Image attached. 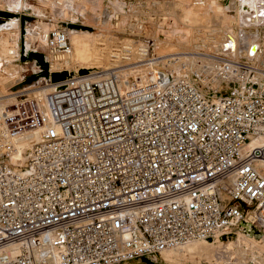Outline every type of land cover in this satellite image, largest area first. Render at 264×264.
<instances>
[{"label": "built area", "instance_id": "2783aa9c", "mask_svg": "<svg viewBox=\"0 0 264 264\" xmlns=\"http://www.w3.org/2000/svg\"><path fill=\"white\" fill-rule=\"evenodd\" d=\"M250 1L241 7L253 22L264 0ZM169 2L130 0L128 24L152 34ZM147 40L140 52L160 66ZM225 45L207 91L198 73L178 78L168 66L123 92L115 71L72 76L50 62L46 112L31 87L12 92L13 117L0 111V264H121L246 227L264 234V143L251 146L264 138V49L253 67L254 47L231 58ZM47 46L72 52L61 28ZM56 72L64 78L52 83ZM217 79L226 94L213 89ZM33 132L40 142L22 167L17 138Z\"/></svg>", "mask_w": 264, "mask_h": 264}, {"label": "rangeland", "instance_id": "374dc122", "mask_svg": "<svg viewBox=\"0 0 264 264\" xmlns=\"http://www.w3.org/2000/svg\"><path fill=\"white\" fill-rule=\"evenodd\" d=\"M57 1L58 2L64 1L67 4L73 6L75 12L77 13V14L76 13L73 14L72 16V18L74 17L73 18L74 20L72 19V21L68 22L66 20L56 19L55 14H57L58 11L54 13L51 8L52 6L50 5L54 6V3H56ZM129 1L130 0H0V2L4 4L3 5L4 10L0 9V17H2L0 20H11L13 18H18L22 22L21 37H20V30H17V31L13 30L10 24L3 26L0 29V33H1L0 40L3 39L2 41H0V47H4V46L15 47L16 45L18 46L17 50L19 53L18 56L14 59L4 58L3 62L5 63L9 72L7 71L8 74L0 73V78H3V80L6 78L5 80H7L11 78L12 74L16 75L15 73H17V75L20 74L19 76H21V80L19 82H16L15 84H13V82H10L9 85L4 87L2 90L3 91L5 90L4 92L5 94H7L8 92L10 93L17 92L22 89L31 87L30 93L38 94V97L41 100L40 102L41 105H47L48 95L51 94L55 90L54 88L56 86L53 87L52 89H48V85L50 84L49 83L50 76H51L50 62L51 64H54L52 63L53 58L50 55L49 49L42 51V49L40 48V44L38 42L33 43L30 48L26 46L25 37L28 32L27 31L28 27H29L30 34H33V35L42 31L43 27H45L46 25L55 24L57 25V27H55L54 29L56 28L65 29L68 33L70 30H73V31H79V32H91L94 34H104L106 36H109L107 37L108 39L101 38L99 39V42L97 41L95 42L96 46L99 47L98 49L102 51V52H99L100 55L102 54L105 55V57H102V59L96 60L98 61L96 67L105 68L107 66L108 69H106L107 67L105 69L108 71L111 68L116 67L112 61L113 60L112 57H115L114 54H116L122 49L121 47H123L124 45L123 42L126 39H130L132 40V42L134 41L136 46H139L140 45L139 42H144L146 44L148 42L147 38H152L155 40V43H156V40L161 42V44L163 45L161 47L162 52H165V51L168 53L172 52L174 55L180 56L181 54H180L179 49L181 46H179L178 41L180 40V35L182 33H186L185 37L190 38L189 41L187 40L188 43L184 45L186 50L188 51L194 50L196 44L198 43L201 44V41H206L205 43L206 45L204 44L205 47H208L211 49L210 46L212 45L213 47V44H215L214 42L217 41V44L222 43L223 41L222 36L224 32L234 31L236 34V32L241 31L240 26H238L239 24L237 23L236 20L238 18L237 16H239V13L245 11V10L244 11L241 10L239 8V5H237V3L234 6V1L231 2L232 5L230 7H227V5H229V2L228 1L223 2L221 0H171V2H169V4L167 5L165 9L166 12L164 15V20L158 21V20H161L160 18H158L157 21L150 20L151 25L150 23L148 24L147 32H151L152 34H149V35L147 34L145 37V36H142V33L140 32L139 34L137 33V31L139 30L136 31V29H138V28H134L136 26L128 24V23H131V21H133L132 19L133 17H130L129 16L130 13H128ZM19 3L23 4V9L19 10L20 12L16 10V6ZM195 5L198 8H195ZM247 6L249 7V3L247 4ZM190 7H191V10L193 11L190 10ZM30 8L35 9L37 13L36 12L33 13L32 11H30L29 10ZM182 8H185V9L182 10ZM231 8H234L236 13H231L230 11H228ZM188 10L191 11V13L189 14L190 16L186 15V12H188ZM195 13L201 14L199 21L194 17L196 16ZM3 14H7L8 17L4 16ZM185 15L187 16L186 18L184 17ZM149 18H152V17L149 16ZM93 19H97V20L90 24V22L93 21ZM171 23H174V24L171 25ZM128 26H129V29H128ZM159 26H162L163 28ZM252 28L256 29L257 31L259 30L260 33L264 36V26L260 27V29H258V27H252ZM133 30H135L134 34L132 33ZM252 31L253 29L247 30V32L251 34H252ZM257 31L253 33H256ZM13 33L18 36L16 35H15L16 37L13 36L12 35ZM136 34L138 36H136ZM112 38H115V39H112ZM171 38H173V40H169ZM208 38H211V40H209L207 43ZM109 41L110 43L107 45L106 43H108ZM8 43L10 45L12 44V46H10ZM245 46H247V44H245ZM104 48L110 49V53L108 55L103 53ZM261 48L262 50L264 49L263 47ZM48 53L50 55L51 61L47 57ZM112 53L114 56L112 55ZM37 55H40L41 57L38 58ZM152 55L153 56L151 58H154L155 55L158 56L157 50ZM155 60L162 62V63L164 62V63L160 64V66H158L159 64L154 65L155 64L154 59H150V61L152 62L150 67L143 68V69H146V72H150L151 69H153V71L156 72L157 69L164 67V66H168L169 69L173 71V73L175 72L176 65H177L176 62L174 63L173 61H166V60L163 61L162 59L160 61L158 58H156ZM181 60L183 62L184 61L187 62V59L185 58L184 59L182 58ZM27 61L29 62V64L25 66V62ZM41 61L44 63V65H42ZM96 61L94 63H96ZM133 61L135 62V60ZM129 62L130 61L123 62L122 65L129 64ZM196 62H197V59L192 57L190 60L189 66H188V70H181L178 76L179 77H186V76L193 77L194 73L198 71L199 69V71L195 73V74L198 73L197 77H198L199 86L205 91H207L208 90L207 87H209L208 86L209 83L207 80L206 81L207 86L205 87L204 81H205L206 76L208 77L209 72L204 73L202 69L198 68L197 66H196L197 70H195L193 64ZM3 66L4 64L0 63V68H2ZM78 68L80 67L78 66L75 67L77 71H78ZM55 69H53L52 71H54ZM75 69H70L72 76L75 74V72H77L75 71ZM261 69H264V68L261 67ZM67 70L69 71V69ZM79 70H81V72H92V73L104 71L103 69L101 70L99 69H91V70L79 69ZM55 71H57V69ZM68 71H66V73H68ZM64 73L65 72H62V73L56 72V73H53L52 75L53 76L54 74L59 75V77L62 79L64 78L63 77ZM151 77H154V75ZM148 79H149V75H148ZM218 80L219 79L215 81H218ZM52 83H56V81L52 79ZM227 88H228L227 85H222V84L219 87H213V89H215L216 91H219L221 89L222 94H226L228 90ZM12 94H15V93H12ZM220 94L221 93H218L217 95L219 96ZM33 134L34 136H32ZM33 134H30L31 136L29 135L30 141H34L33 144L34 143L37 144V142L39 143L40 140H38L39 139L38 132L37 133L33 132ZM25 151H23L21 154L23 156H26L25 161H23L22 163V167H24V165L26 164V160L29 157L28 155H30L29 154L30 150L29 152H25ZM245 230L252 231L253 234L256 236L261 235V234L255 233L252 229L246 228ZM245 230H243V232ZM238 231L240 230H237L234 235L229 236V237H219L218 236V237L210 238L207 240H200L202 241L201 243H203L204 245L201 246L199 253L194 256H187V257L173 258L171 260H166L163 258V255L161 253V255H158L150 259H141V260L137 259V260L121 263V264H226V263L235 264L237 260L233 261V256H232L233 254L231 252L229 253L228 249H229V244L232 243L234 246L238 244L239 234H240L239 233L237 236ZM250 264H264V257L258 254V256H256L254 259L251 260Z\"/></svg>", "mask_w": 264, "mask_h": 264}, {"label": "bare ground", "instance_id": "6f19581e", "mask_svg": "<svg viewBox=\"0 0 264 264\" xmlns=\"http://www.w3.org/2000/svg\"><path fill=\"white\" fill-rule=\"evenodd\" d=\"M57 2L54 3V6L50 5V6H52L51 8H52V11L54 13H56V11H58L57 14H55L56 19L57 20H66L68 22L72 21V19L74 18V17L72 18V16H73V14L76 13L74 8H73V6L67 4L64 1L63 2H58V4H57ZM248 3H249V8H253L254 3H253V1H250V0H240L239 8L242 10L241 6H245ZM3 5L4 4L0 2V9L1 10H4L3 9ZM235 5H236V2L234 1V6ZM185 8H182V10L185 9ZM195 8H198V7L195 5ZM21 9H23V4L19 3L16 6V10L19 11ZM29 10L32 11L33 13H35V12L37 13V11L35 9L30 8ZM190 10H191V7H190ZM190 10H188V12H186V15H189L191 13V11H193V10H191V11ZM79 14H81V13H79ZM186 15L184 16L185 18L187 17ZM251 16L252 15H248V13H246L245 11L239 13V16H237L238 18L236 17L237 18L236 21L239 24L238 26H240L241 31L236 32V34H235L234 31L233 32L232 31L224 32V34L222 36V40H223L222 43H218L217 44V41L214 42L215 44H213V47H212V45L211 46L209 45L211 47V49L208 48V47H205L206 41H201V39H200L201 44H199V43L196 44L195 49L193 48L194 50H192V51L186 50L184 45L186 43H188L190 38L185 37L186 33H182L180 35V40L178 41L179 42V46H181L180 47L181 50L179 49L181 55L179 54L180 56H177V55H174L172 52L171 53L170 52L168 53L166 51L162 52L161 51V47L163 45L161 44L160 41L156 40V43H155L156 44V48H155V50H157V54H158L157 58L159 60L162 59L163 61H165V60L166 61L179 60V62L176 65V70L174 72L178 78H184V77H179L178 76L179 72L181 70H187L188 69V66H189V63H190V60H191L192 57L197 59V62L193 64L195 70H197V68H196V66H197L198 68L202 69V71L207 72V73L209 72L210 74H213V71L217 70V68L215 69V66L217 64L216 61L218 60L216 58V56L220 55L222 47L225 44H229L231 46H234L233 48H230V49L226 50L227 51L226 54L228 56H230L231 58L240 57L241 53H244L245 51H247L251 47H254L255 50H257L260 47L264 48V44H263L264 43L263 42L264 41V36L260 33L259 30L256 33H252V34L247 32V29L250 28V27H258V29H260V27L264 26V11H262V13H260L261 17H259L258 15H255L254 16L255 18L253 17L254 18L253 22H251L250 18L248 19V17H251ZM194 17L199 21V18L201 17V14H196V16H194ZM96 20L97 19H93V21H91L90 24L92 22H95ZM9 24L11 25V28L13 30H16V31L20 30V20L18 18H13L11 20H6V21L0 23V29L3 26L9 25ZM173 24L174 23H171V25H173ZM232 26H233V24H232ZM55 27H57V25H55V24L46 25L45 27H43L42 31H40V32H38V33H36L34 35L30 34L29 27H28L27 28L28 32H27V35L25 37L26 46L28 48H30L33 43L38 42L40 44V48L42 49V51L47 50L48 49V46H47L48 34ZM159 27H162V26H159ZM134 28H136V27H134ZM137 30H139V31H137ZM136 31L139 34L140 29L138 28V29H136ZM244 31L247 32V33H245ZM68 34H69V38H70L71 45H72V52L70 54H68V55L59 54V55H55L54 56V55L50 54L51 57L53 58L52 63H54V64H52L51 70L56 68L57 70L58 69L59 70L69 69V71H71L70 69H75L76 66L80 67V68H78V70L79 69H84V70H91V69H99V70H101V69H103L104 71L96 72V73H92L91 74V76L94 75L95 77H98V78L106 76L109 73L115 71V72L118 73L119 85H120V88H121V90L123 92H127L130 89V87H131V85L133 84L134 81H136V85L137 86H141V85L145 86V85H148V84L152 83L155 80L157 72L153 71V69H151L150 72H146V69H143V68L150 67V65L152 64V62L150 61V58L147 57L148 54L147 53L141 54L142 52H140V51H146V50H143V49L140 50V47L147 48V45H145L144 42H139L140 45L136 46L134 41L132 42V40L126 39L123 42L124 45L122 44L123 45V47H121L122 49L119 52H117L116 54H114L115 57H112V59H113L112 61H113L114 65L116 67L115 68H111L110 70L107 71L106 70V69H108L107 66H106L107 68L105 67L106 69L104 67L103 68H97L96 67L97 66V62H98L96 60L102 59V57H105V55H103V54L100 55L99 52H102V51L98 49L99 47L96 46L95 42L96 41L99 42V39L107 38L109 36H106L104 34H94V33H91V32H79V31H73V30H70ZM12 35L15 36L16 34L13 33ZM0 36H1V33H0ZM16 36H18V35H16ZM189 37H190V35H189ZM12 39H14V38H12ZM112 39H115V38H112ZM2 40H0V41H2ZM104 40H106V39H104ZM169 40H173V38H171ZM209 40H211V38L207 39V43H208ZM106 41H108V40H106ZM198 42H199V40H198ZM109 43H110V41L108 43H106V44L108 45ZM8 44H6V45H8ZM245 44H247V46H245ZM10 46H12V44ZM17 47L18 46H16V45H15V47H13V46L12 47H7V46L0 47V58H1L0 59V63L4 64V66L2 68H0V73H7L8 69H7L6 65H5V63L3 62V60H4V58H6V59H8V58H13V59L16 58L18 56V54H19L18 50H17ZM105 47H106V45H105ZM187 47H189V46H187ZM192 47H194V46H192ZM166 48H168V47H166ZM189 50H191V49H189ZM103 53L108 55L110 53V49L104 48ZM262 53L264 54V52H261V54ZM50 55H49V53L47 55L49 60H50ZM112 55H113V53H112ZM172 57H175V58H172ZM251 57L252 58H250V59H251V62L253 63V65H251V66H253V67H255L254 64H257V63L258 64L259 63L262 64L263 63L262 60H261L262 58H260L261 56H260V53H259L258 50ZM182 58L183 59L184 58L187 59V62L186 61H184L185 63L180 62V61H182L181 60ZM46 60H47V58H46ZM133 60H135V62ZM255 60H257V61H255ZM95 61H96V63H94ZM127 61H130L129 64L122 65L123 62H127ZM100 65H102V64H100ZM261 67H264V64H262ZM261 67L258 66L259 69H261ZM262 70H264V69H262ZM75 71H77V70L75 69ZM198 71H199V69H198ZM198 71H196V72H198ZM144 72H146V73H144ZM15 74L16 75L12 74L11 78H9L7 80H5L6 79L5 78L4 79L5 81L3 80V78H0V111H1V114L3 112H5L10 117H11V115L13 117V113L15 112L13 106L15 105L17 95L16 94H12L10 92L5 94V92H4L5 90L3 91L2 89L4 87H6L7 85H9L10 82H13V84H15L16 82H19L21 80V76H19L20 74L19 75H17V73H15ZM148 75H149V79H148ZM153 75H154V77H151ZM9 77H10V75H9ZM186 77H189V76H186ZM206 81L207 80L204 81L205 82L204 83L205 87L207 86ZM221 84H222L221 81H219V80L215 81L213 87H219V86H221ZM11 85H12V83H11ZM55 86H56L55 84H49L48 85V89H52ZM30 89L31 88H29L26 91V93H28V92L30 93ZM47 107H48V104L40 106L41 110L45 111V112L47 111ZM31 134H33V133H31ZM29 135L30 134H28L26 137H23V138H21V137L17 138L16 145L18 144V148L20 150V154H22V152L25 151V150H26L25 152H29V150L31 152V150L33 148V145H35V143L33 144L34 141H30ZM32 136H34V134ZM263 143H264V138H258V139H254L252 141L251 146H257V145H261ZM246 228L249 229L250 227H246ZM238 234H239L238 244H236L234 246L231 243V244H229V249H228L229 253L231 252L233 254L232 255L233 256V261L237 260V262L235 264H250L251 260L254 259L256 256H258V254H260V255H262L264 257V234L263 233H261V235L256 236V235L253 234L252 231L245 230L243 232V231L240 230V231L237 232V236H238ZM215 237H218V235H216ZM201 242L202 241H200V240H191V241H188V242H186V243H184V244H182L180 246L168 248V249H166L165 251L162 252L163 258L166 259V260H171L173 258L194 256V255L199 253L201 246L204 245Z\"/></svg>", "mask_w": 264, "mask_h": 264}, {"label": "water", "instance_id": "95a60500", "mask_svg": "<svg viewBox=\"0 0 264 264\" xmlns=\"http://www.w3.org/2000/svg\"><path fill=\"white\" fill-rule=\"evenodd\" d=\"M4 21H6V20H0V23H2V22H4ZM233 47H234V46H231V45H229V44H226V45H225V50H228V49L233 48ZM254 51H255V49L253 48L252 53H253ZM40 57H41V56L39 55V58H40ZM53 78H54L55 80H57V81L60 80L59 76L56 75V74H54ZM249 229H252L255 233L261 234L260 232L254 230L253 228H249Z\"/></svg>", "mask_w": 264, "mask_h": 264}, {"label": "crops", "instance_id": "0c3cea01", "mask_svg": "<svg viewBox=\"0 0 264 264\" xmlns=\"http://www.w3.org/2000/svg\"><path fill=\"white\" fill-rule=\"evenodd\" d=\"M22 30V22H21V20H20V37H21V31Z\"/></svg>", "mask_w": 264, "mask_h": 264}, {"label": "trees", "instance_id": "16d2710c", "mask_svg": "<svg viewBox=\"0 0 264 264\" xmlns=\"http://www.w3.org/2000/svg\"><path fill=\"white\" fill-rule=\"evenodd\" d=\"M4 16H6V17H8V15L7 14H3ZM37 57L39 58V55H37ZM42 65H44V63L42 62ZM59 76V75H58ZM60 78V77H59ZM55 80V79H54ZM55 81H57V80H55Z\"/></svg>", "mask_w": 264, "mask_h": 264}, {"label": "flooded vegetation", "instance_id": "af4514ba", "mask_svg": "<svg viewBox=\"0 0 264 264\" xmlns=\"http://www.w3.org/2000/svg\"><path fill=\"white\" fill-rule=\"evenodd\" d=\"M2 17H0V19H1ZM42 62V61H41Z\"/></svg>", "mask_w": 264, "mask_h": 264}]
</instances>
